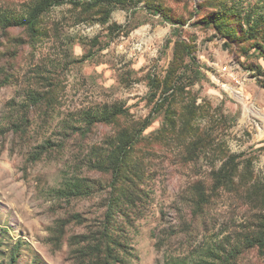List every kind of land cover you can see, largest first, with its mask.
Instances as JSON below:
<instances>
[{"label":"rangeland","instance_id":"1","mask_svg":"<svg viewBox=\"0 0 264 264\" xmlns=\"http://www.w3.org/2000/svg\"><path fill=\"white\" fill-rule=\"evenodd\" d=\"M109 1L0 25V264H264V0Z\"/></svg>","mask_w":264,"mask_h":264},{"label":"trees","instance_id":"2","mask_svg":"<svg viewBox=\"0 0 264 264\" xmlns=\"http://www.w3.org/2000/svg\"><path fill=\"white\" fill-rule=\"evenodd\" d=\"M66 1L74 2L78 0H35L24 13L10 12L2 14L0 17V25L4 26L5 28L25 27L30 33L35 32L42 14L46 12L51 6L61 4ZM86 1L94 4L103 2V0ZM111 112L112 113L110 114H107L108 112H106L103 118H99L96 122H113L116 119L117 114L114 111ZM118 139V144L116 143L118 146L115 148V150L109 151L110 153L106 159L109 165L107 168L112 173V182L110 187L114 192L110 198L111 205L109 206V210L106 214V219L114 217L113 210L119 205V197L117 193L121 195V192L119 191L121 189V185H123L127 177V175L124 174V171H126V173L131 171V154L135 144L138 142V137L134 134V132H129V134L121 133L119 134ZM111 144L114 145L115 143L112 142ZM225 171L227 172L226 167H223V172ZM79 190L80 189L77 191ZM255 244L256 242H252V245ZM261 246H264V243H261ZM238 252L239 250L237 249H227L224 251L222 256L218 258L219 260L217 262H208L206 264H235ZM15 261L16 260L13 256L10 264H14Z\"/></svg>","mask_w":264,"mask_h":264}]
</instances>
